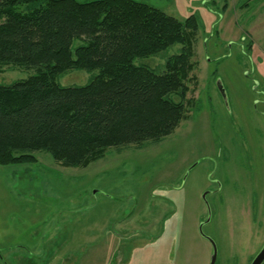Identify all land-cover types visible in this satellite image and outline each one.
I'll use <instances>...</instances> for the list:
<instances>
[{
    "label": "rangeland",
    "instance_id": "obj_1",
    "mask_svg": "<svg viewBox=\"0 0 264 264\" xmlns=\"http://www.w3.org/2000/svg\"><path fill=\"white\" fill-rule=\"evenodd\" d=\"M137 1L196 19L187 92L171 95L187 119L85 167L43 150L0 164V264H209L208 238L215 264H250L264 246V0ZM182 47L134 63L161 72ZM34 73L2 64L0 84ZM97 73L72 69L57 82Z\"/></svg>",
    "mask_w": 264,
    "mask_h": 264
},
{
    "label": "trees",
    "instance_id": "obj_2",
    "mask_svg": "<svg viewBox=\"0 0 264 264\" xmlns=\"http://www.w3.org/2000/svg\"><path fill=\"white\" fill-rule=\"evenodd\" d=\"M196 30L195 17L137 0H0V65L35 70L0 84V164L43 150L85 167L110 147L162 140L188 117L171 95L185 98ZM74 40L82 43L72 48ZM173 44L181 52L161 72L134 63ZM72 69L98 73L60 85Z\"/></svg>",
    "mask_w": 264,
    "mask_h": 264
},
{
    "label": "water",
    "instance_id": "obj_3",
    "mask_svg": "<svg viewBox=\"0 0 264 264\" xmlns=\"http://www.w3.org/2000/svg\"><path fill=\"white\" fill-rule=\"evenodd\" d=\"M219 89H220V92L222 94V97L224 99H226V95H225L224 88H223L222 84H219ZM204 196L205 195H203V198H204ZM199 230H200V232H202L201 225L199 226ZM208 239H209V241H210V243L212 245V249H213L209 264H215V260H216V256H217L216 245L210 238H208ZM263 261H264V246H262V248L253 257V259L251 260L250 264H262Z\"/></svg>",
    "mask_w": 264,
    "mask_h": 264
},
{
    "label": "flooded vegetation",
    "instance_id": "obj_4",
    "mask_svg": "<svg viewBox=\"0 0 264 264\" xmlns=\"http://www.w3.org/2000/svg\"><path fill=\"white\" fill-rule=\"evenodd\" d=\"M205 195V194H204ZM204 198H205V196H204Z\"/></svg>",
    "mask_w": 264,
    "mask_h": 264
}]
</instances>
